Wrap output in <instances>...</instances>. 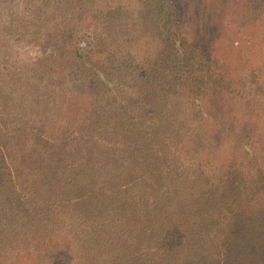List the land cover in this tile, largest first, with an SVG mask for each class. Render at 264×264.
Wrapping results in <instances>:
<instances>
[{
	"label": "rangeland",
	"instance_id": "obj_1",
	"mask_svg": "<svg viewBox=\"0 0 264 264\" xmlns=\"http://www.w3.org/2000/svg\"><path fill=\"white\" fill-rule=\"evenodd\" d=\"M142 7L156 9L161 18L173 13L171 30L215 59L234 82L224 97L210 99L211 117L224 128L211 160L244 159L234 143L249 132L264 139V0H0V264H94V254L83 247L85 212L59 202L63 190L75 195L78 182L69 180L86 181L85 164L102 152L89 138L93 128L85 116L91 100L100 106L115 97L96 91L101 82L84 72L82 61L92 57L107 9L120 8L118 17L130 26L138 16L132 34L137 60L160 51L161 39L138 28ZM124 90L116 92L121 100L127 98ZM140 101L132 97L134 107ZM72 131L74 143L68 142ZM118 133L123 135L119 128ZM256 186L264 188V179ZM251 204H245L248 213L262 208ZM249 243L245 255L236 251L223 262L217 261L218 248L207 243L196 258L184 249L171 254L168 264L260 262L259 238ZM95 264L111 261L101 257Z\"/></svg>",
	"mask_w": 264,
	"mask_h": 264
},
{
	"label": "trees",
	"instance_id": "obj_2",
	"mask_svg": "<svg viewBox=\"0 0 264 264\" xmlns=\"http://www.w3.org/2000/svg\"><path fill=\"white\" fill-rule=\"evenodd\" d=\"M106 11L92 57L82 61L84 72L101 82L96 91L115 92L111 103L99 106L91 100L85 116L93 128L89 138L101 144L102 152L85 164L86 181L69 180L78 182L75 195L63 190L59 200L85 212V251L94 254V264L101 257L111 264H168L171 254L188 249L196 258L210 243L223 262L236 251L245 255L249 242L259 238L260 262L253 263L264 264V188L256 186L264 179V139L252 132L238 138L234 145L245 154L242 160L210 157L224 129L211 117L210 99L224 97L234 82L215 59L171 30L175 18L168 10L163 18L156 9L139 10L140 31L163 43L142 60L133 52L138 16L130 26L118 17L120 8ZM120 89L126 100L116 96ZM135 95L141 99L136 107ZM75 133L68 142H75ZM247 202L262 208L248 213Z\"/></svg>",
	"mask_w": 264,
	"mask_h": 264
}]
</instances>
